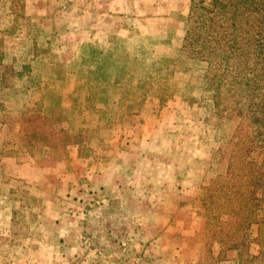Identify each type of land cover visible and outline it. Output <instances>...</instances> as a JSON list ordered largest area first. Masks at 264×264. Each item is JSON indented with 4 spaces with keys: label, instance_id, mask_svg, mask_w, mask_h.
<instances>
[{
    "label": "rangeland",
    "instance_id": "rangeland-1",
    "mask_svg": "<svg viewBox=\"0 0 264 264\" xmlns=\"http://www.w3.org/2000/svg\"><path fill=\"white\" fill-rule=\"evenodd\" d=\"M190 5L0 0V264H264V141Z\"/></svg>",
    "mask_w": 264,
    "mask_h": 264
},
{
    "label": "trees",
    "instance_id": "trees-1",
    "mask_svg": "<svg viewBox=\"0 0 264 264\" xmlns=\"http://www.w3.org/2000/svg\"><path fill=\"white\" fill-rule=\"evenodd\" d=\"M182 50L206 63L214 106L264 141V0H191Z\"/></svg>",
    "mask_w": 264,
    "mask_h": 264
}]
</instances>
